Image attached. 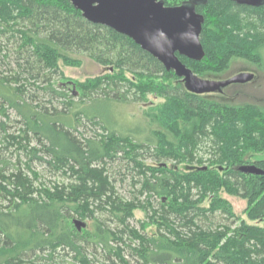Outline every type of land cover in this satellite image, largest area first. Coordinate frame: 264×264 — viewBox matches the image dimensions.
Returning <instances> with one entry per match:
<instances>
[{
	"label": "trees",
	"instance_id": "trees-1",
	"mask_svg": "<svg viewBox=\"0 0 264 264\" xmlns=\"http://www.w3.org/2000/svg\"><path fill=\"white\" fill-rule=\"evenodd\" d=\"M195 10L203 17L204 55H178L194 74L219 72L232 57L262 62L264 5L206 0ZM8 34L17 70L0 76V153L18 144L29 161L66 182L34 188L19 167L3 176L8 203L0 206V264H130L127 258L136 264H264V174L238 170L247 153L264 154V105L224 103L187 91L131 38L87 21L69 0H0V36ZM79 53L107 71L67 88L47 82L37 89L59 98L60 110L32 104L26 87L41 77L35 71L61 78L58 61L78 66L81 60L72 55ZM150 94L161 99L149 117L162 130L148 129L141 141L135 137L142 126L118 133L87 108L102 100L143 101ZM6 106L20 125L16 133L5 132ZM82 119L102 132L77 138L73 131ZM146 157L163 162L146 164ZM114 160L124 161L131 188L138 184V194L146 195L143 202L118 197L108 168ZM252 164L264 170V159ZM1 165L0 159V172ZM221 189L245 199L246 219L262 225L237 216L218 195ZM152 195L159 199L156 209ZM136 209L145 214L138 222L141 233L126 223ZM68 211L89 218L91 229L77 230ZM217 215L226 223L212 226ZM102 216L115 218L116 226L108 227ZM147 225L155 226V236H147Z\"/></svg>",
	"mask_w": 264,
	"mask_h": 264
},
{
	"label": "rangeland",
	"instance_id": "rangeland-1",
	"mask_svg": "<svg viewBox=\"0 0 264 264\" xmlns=\"http://www.w3.org/2000/svg\"><path fill=\"white\" fill-rule=\"evenodd\" d=\"M179 2V1H178ZM6 36V35H5ZM0 36V76H12L17 70L15 64L13 63L14 54L13 44L10 41H7V37ZM75 58L81 60V64L78 66H65L59 60L58 65L60 68L61 78L57 73H45L37 72L41 74V77L38 78V81H35V86L26 87L29 89L28 96H32V104H39L46 106L51 111L60 110L62 108V103L59 98L55 97L53 94L48 95L46 92L37 90L45 85L47 82L51 84L53 88L58 89L62 87H70L72 83L77 81H83L87 78L95 77L101 74H104L107 69L104 66H101L94 62L90 57L85 54H74L72 55ZM46 72V71H45ZM239 73H250L253 75L252 79L245 83H233L223 87L220 91H212L204 93L205 97L218 100L224 103L231 104H242L245 102H254L257 104L264 105V54L263 60L260 63H253L243 58L232 57L229 59L227 66L219 72H205L199 74L200 78L209 80V81H221L228 79ZM26 78L28 77L26 73L23 74ZM23 76V78H25ZM33 81L28 82L32 84ZM36 89V90H35ZM35 92V93H33ZM70 93V92H68ZM26 95V96H27ZM74 99H78V95L75 92H72ZM27 96V97H28ZM76 97V98H75ZM29 99L31 97H28ZM161 102V99L155 95H147L145 100H140L136 102H114L112 100H102L99 102H94L90 104L87 108L89 111L102 114L106 119V122L113 125V130L118 133H125L128 128H137L142 126V131L140 134H136L135 139L141 141V138L147 134L148 129L162 130L155 122H151L149 114H151L153 108ZM7 110L8 117L7 119H2L5 121V132L6 133H16L20 127L17 117L12 109L5 107ZM73 133L77 135V138L83 139L88 138L94 134L102 132L100 128L96 125H93L92 122L82 119L79 124L76 125ZM167 137L172 138L171 134L167 130H163ZM133 135V134H132ZM29 146H34V142ZM118 157L119 154H118ZM0 159L3 165H1L2 172H0V206L7 205L8 200L5 198V195L1 189V186L7 185L3 180V176L6 177L9 175V172L13 167H19L23 174L27 175L32 180V185L39 187L41 184L52 186L56 182H66L64 177L57 173L49 172L45 166L40 165L36 160L29 161V154L26 149H22L18 144H8L6 149L1 150ZM264 159V154L262 153H247L244 157V164H252L255 160ZM146 164H157L163 161H155L150 157L143 159ZM29 164L32 171L37 173V178H33L31 172L28 170L25 163ZM165 162V161H164ZM168 163V162H167ZM243 164V165H244ZM111 179L114 182L115 189L119 198L129 201V200H139L144 201L146 198L145 194H138L137 188H131V173L129 170L125 169L124 161L119 162V160H114L110 162L108 166ZM135 173V172H134ZM136 177V176H135ZM139 179V178H138ZM141 180V179H139ZM33 195H36L33 193ZM218 195L229 202L233 212L244 219L246 223L262 225L261 221H248L245 216V207L246 200L240 196H235L227 193L223 189L218 192ZM149 201L152 203V207L156 209L159 204V199L155 195H152L149 198ZM208 201L206 200L203 205L206 206ZM70 212V222L73 224V219H78L85 223L83 229H91L92 221L89 218H80L77 214ZM105 219L106 225L108 227L116 226L114 222L115 218L102 216ZM102 219V218H101ZM140 220H146L145 214L141 209L134 210V217L127 220L129 227L139 230L138 222ZM213 220L212 226L214 224L226 223L224 216L217 215L216 217L211 218ZM200 223H203V220H200ZM141 233L142 231L139 230ZM147 236H155V226L147 225L145 228ZM130 264H136L135 259L127 258ZM98 261H101L100 256H98Z\"/></svg>",
	"mask_w": 264,
	"mask_h": 264
},
{
	"label": "water",
	"instance_id": "water-1",
	"mask_svg": "<svg viewBox=\"0 0 264 264\" xmlns=\"http://www.w3.org/2000/svg\"><path fill=\"white\" fill-rule=\"evenodd\" d=\"M83 18L94 24L107 26L131 38L143 50L155 57L166 70H172L185 89L196 94L220 91L233 83L252 79L250 73H239L221 81L198 77L186 67L178 55L200 60L204 51L199 40L203 17L195 5L206 0H185L178 5H165L164 0H69ZM249 6L264 5V0H230ZM238 170L263 175L264 170L254 164H244ZM77 230L85 223L72 220Z\"/></svg>",
	"mask_w": 264,
	"mask_h": 264
}]
</instances>
